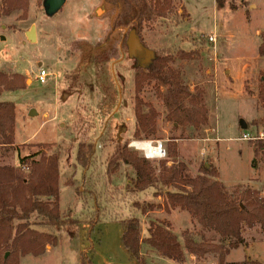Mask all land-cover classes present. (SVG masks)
<instances>
[{
	"label": "rangeland",
	"instance_id": "rangeland-1",
	"mask_svg": "<svg viewBox=\"0 0 264 264\" xmlns=\"http://www.w3.org/2000/svg\"><path fill=\"white\" fill-rule=\"evenodd\" d=\"M197 1L180 0L189 14L187 20L181 21L178 15L150 20L143 23L138 38L153 55L178 50L197 52L195 59L177 60L170 66L181 72L182 82L191 93H203L207 123L199 129L178 127L166 120L155 82L145 83L136 93L134 78L140 65L128 56L127 28L114 27L116 17L128 11L125 0H66L53 17L44 14L43 0H20L16 10L0 13V102L14 109L13 145L0 147V167H9L17 178L27 179L32 162L55 157L59 213L67 223L52 233L55 246L46 245L39 257L22 256L19 264L32 263V259H38L34 264H137L122 247L123 226L119 221H111L100 212L92 228L87 222L95 208L104 207L113 213L123 204L121 195L130 188L134 172L119 163L111 175H106V164L123 146L142 158L140 152L129 147L133 140L162 141L167 158L169 146L174 145L176 161L186 165L190 176L199 175L207 164L206 170L217 174L227 191L248 188L263 197L264 153L257 156L252 168L257 141L239 139L245 131L264 132V108L257 99L264 71V58L257 53L259 34L264 31V0H244L243 6L227 0L221 10H216L214 0ZM230 3L238 9L230 10ZM175 4L178 10L181 5ZM32 26L35 42L31 43L26 32ZM210 37L215 39L213 43L208 41ZM40 70L48 73L43 84L36 79ZM136 100L144 104V113L148 111L145 106L156 111L154 135L133 137ZM31 110L34 116H29ZM80 143L94 148L87 168L75 162ZM161 161L150 163L159 169ZM24 198L19 193L16 202L22 203ZM132 200L129 198L127 205L139 219L142 238L148 224L154 222L183 247V262H174L142 241L140 256L144 264H219L221 249L201 256L185 249L187 235L196 243H220L215 233L204 231L187 211H149L146 207L142 214L132 209ZM141 200L155 205L163 202V198L154 199L152 193ZM84 220L80 227L72 225ZM241 232L246 245L258 244L251 253L264 261V228L243 225Z\"/></svg>",
	"mask_w": 264,
	"mask_h": 264
},
{
	"label": "trees",
	"instance_id": "trees-1",
	"mask_svg": "<svg viewBox=\"0 0 264 264\" xmlns=\"http://www.w3.org/2000/svg\"><path fill=\"white\" fill-rule=\"evenodd\" d=\"M125 1L128 11L116 17L114 27H126L128 33L134 31L137 36L143 28V23L150 20L171 19L177 15L181 21L188 19V14L180 0ZM214 1L216 10L223 9L227 2V0ZM232 1H239L241 6L245 3L244 0ZM176 2L181 5L178 10L175 8ZM19 3L20 0H0V13L6 15L11 10H16ZM229 9L236 11L238 7L230 3ZM259 40L257 53L259 57L264 58V31L259 34ZM197 56L195 51L182 50L174 54L155 53L148 66L137 67L134 78L136 93L140 92L145 83L155 82L156 94L162 99L167 112L166 120L182 128L199 129L205 126L207 110L202 91L191 93L182 82L181 72L170 65L177 60L191 61ZM1 76L0 74V79ZM260 78L257 99L264 108V71L261 72ZM143 105L136 100L133 132L135 139H139L143 134L151 136L156 132L157 113L151 106H145L148 111L144 113ZM13 110L11 104L0 102V147L13 145ZM168 152L167 160L159 162L158 169L143 157L139 158L134 153L128 152L126 146L118 149L106 164V175H111L118 168L119 163H122L133 170L135 178L127 193L121 195L120 200L123 204L119 206V211L112 213L104 207L95 208L94 212L92 211L93 218L87 220L90 223L89 228L96 224L101 212L111 221H119L122 224V247L137 264H144L140 256L142 241L163 258L183 262V247L167 229L151 222L146 227V236L141 237L139 219L130 213L127 202L129 198L133 199L132 209L139 210L142 214L146 213V207L149 211H153V208H162L166 212L179 208L195 218L204 231L213 232L220 239L218 245L196 243L187 235L184 247L190 254L201 256L209 252L217 253L221 249L222 252H218L219 264H263L255 261L239 263L224 261L230 250L245 245L241 232L243 225L248 229L256 226L264 228V198L260 193L248 188L241 190L240 187L227 191L217 180V174H212L206 170V167L199 172V175L192 177L188 174L186 165L176 161L177 153L174 145L169 146ZM260 153H264V140H259L255 144L252 168L256 166L255 159ZM93 154L94 148L91 144L80 143L75 154L76 164L87 168ZM169 162L172 163L171 166H168ZM31 166V173L27 179L17 178L15 171L9 167H0V264H19V258L26 255L41 256L46 245H56V238L52 233L67 224L59 213L57 159L41 157L38 162H32ZM19 193L25 196L22 203L16 202ZM151 193L154 199L163 198V202L155 205L141 200ZM84 222L86 221H75L72 225L78 227ZM33 228L48 232L38 233ZM226 243L227 245L224 246Z\"/></svg>",
	"mask_w": 264,
	"mask_h": 264
},
{
	"label": "water",
	"instance_id": "water-1",
	"mask_svg": "<svg viewBox=\"0 0 264 264\" xmlns=\"http://www.w3.org/2000/svg\"><path fill=\"white\" fill-rule=\"evenodd\" d=\"M65 0H43L42 8L44 14L47 17H53L57 14L64 6ZM26 38L29 42H35V27L32 26L28 32H26ZM128 48V54L131 57H134L141 62L143 60H149L153 58V54L150 50L145 48L141 43L134 31H130L128 34V40L126 42ZM35 112L33 110L30 111L29 116H34ZM240 127L242 129L246 128V125L243 121H240ZM205 167L208 168V165L205 164Z\"/></svg>",
	"mask_w": 264,
	"mask_h": 264
},
{
	"label": "crops",
	"instance_id": "crops-1",
	"mask_svg": "<svg viewBox=\"0 0 264 264\" xmlns=\"http://www.w3.org/2000/svg\"><path fill=\"white\" fill-rule=\"evenodd\" d=\"M197 2H199L200 3V0H198ZM215 2V1H214ZM65 3H66V0H65ZM182 3V2H181ZM216 8V7H215ZM186 13H187V11H186ZM188 14V13H187ZM189 15V14H188ZM125 34H126V31L124 30V34H123V39L125 38ZM129 34V33H128ZM128 34L126 35V42H127V40H128ZM126 48H127V45H126ZM149 50V49H148ZM151 52H152V54H153V51L152 50H150ZM127 52H128V48H127ZM128 56H129V54H128ZM131 57V56H130ZM131 58H133V59H135L138 63H139V65H140V67L141 68H145L146 66H148L149 65V63L151 62V60H152V58L151 59H149V60H143L144 62H141L140 60H138V59H136V58H134V57H131ZM251 149V148H250ZM252 150V149H251ZM252 154H253V150H252ZM253 158H254V154H253V157H252V160H253ZM217 168V167H216ZM217 173H218V171H217ZM217 180H219V179H217ZM237 184H239V183H236V184H233L234 186L235 185H237ZM233 185H229V186H233ZM263 187H261V189H262ZM262 191H263V194H264V188L262 189ZM263 198H264V195H263ZM122 233H123V231H122ZM256 245H258V244H249V245H246V243H245V245H243V246H240V247H238L237 249H233V250H230L229 251V253L225 256V258H224V261L226 262V263H239V262H242V261H244V259L245 258H250L252 261H258L259 263H264V261L262 260L261 261V259H259V257H256V256H254L251 252H252V249H253V247L254 246H256ZM235 254H237L236 256H234ZM27 259V258H26ZM28 259H32V258H28ZM29 260V261H30ZM34 261H38V259H32V263L31 262H29V264H34ZM28 262V261H27ZM21 264H22V262H21Z\"/></svg>",
	"mask_w": 264,
	"mask_h": 264
},
{
	"label": "clouds",
	"instance_id": "clouds-1",
	"mask_svg": "<svg viewBox=\"0 0 264 264\" xmlns=\"http://www.w3.org/2000/svg\"><path fill=\"white\" fill-rule=\"evenodd\" d=\"M129 147L142 154V157L149 162L164 160L167 158V149L162 141L133 140Z\"/></svg>",
	"mask_w": 264,
	"mask_h": 264
},
{
	"label": "built area",
	"instance_id": "built-area-1",
	"mask_svg": "<svg viewBox=\"0 0 264 264\" xmlns=\"http://www.w3.org/2000/svg\"><path fill=\"white\" fill-rule=\"evenodd\" d=\"M208 41L213 43L215 39L210 37L208 38ZM47 77H48V73L45 70H40L38 75L36 76V79L38 80L39 83L43 84L45 83ZM239 140L244 142L264 140V132L249 133L245 131L242 133ZM137 141H141V140H137ZM133 150L137 151L135 149Z\"/></svg>",
	"mask_w": 264,
	"mask_h": 264
}]
</instances>
